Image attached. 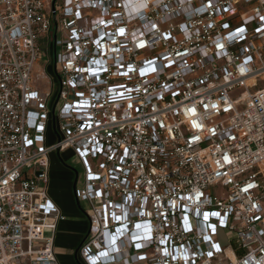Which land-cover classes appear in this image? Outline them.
<instances>
[{
    "label": "built area",
    "instance_id": "obj_1",
    "mask_svg": "<svg viewBox=\"0 0 264 264\" xmlns=\"http://www.w3.org/2000/svg\"><path fill=\"white\" fill-rule=\"evenodd\" d=\"M66 149L79 264H264V0H0V264H59Z\"/></svg>",
    "mask_w": 264,
    "mask_h": 264
},
{
    "label": "crops",
    "instance_id": "obj_2",
    "mask_svg": "<svg viewBox=\"0 0 264 264\" xmlns=\"http://www.w3.org/2000/svg\"><path fill=\"white\" fill-rule=\"evenodd\" d=\"M48 134L51 139L52 134ZM58 155L69 168L60 162ZM71 156L74 154L70 149L49 154L48 195L65 216V220L58 225L54 241V253L59 264H76L74 252L79 240L87 231L86 219L79 211L77 200L74 198L76 180L81 174V168L79 164L74 167L68 165L67 160Z\"/></svg>",
    "mask_w": 264,
    "mask_h": 264
},
{
    "label": "snow or ice",
    "instance_id": "obj_3",
    "mask_svg": "<svg viewBox=\"0 0 264 264\" xmlns=\"http://www.w3.org/2000/svg\"><path fill=\"white\" fill-rule=\"evenodd\" d=\"M143 6H145V5H141V7H143ZM240 32H243V29H240L239 30ZM118 32H119V34L121 35V36H123L124 34H125V29L124 28H119L118 29ZM97 44H99V42L97 41ZM141 47H143V44H141ZM95 63H99L98 61L97 62H95ZM148 64H150L151 65V61H148L147 62ZM135 69H133L132 68V66L131 65H129V67H128V71L129 72H131V71H134ZM149 70H151V71H155V68L153 67V68H150V69H140V74L141 75H144L147 71H149ZM242 71H243V69H242ZM93 74H95V73H93ZM125 75L127 74V73H124ZM205 107L207 108V105H205ZM213 107H216V105H213ZM188 112H190V113H192L193 115H195V113H196V109H195V107H193V108H190V109H188L187 110ZM192 123H193V126L194 127H197V128H201L202 127V125L201 124H198L195 120H193L192 121ZM194 139H199V137H194ZM29 143H31V141H29ZM228 158L227 157H225V160H227ZM249 187H252V185H249ZM247 190V189H246ZM200 194L198 193L197 194V196H199ZM214 215H218V213L217 214H214ZM205 219H207V215H205ZM141 227V225H137V228H140ZM185 227L187 228L188 227V224H187V218H185ZM145 231L146 232H149L150 233V231H151V229H150V227H146L145 228ZM145 239H149L150 237L149 236H145L144 237ZM115 242V237H113V243ZM137 247H140V245H137ZM218 247V246H217ZM104 255H107V253H104ZM209 255H211V253H209ZM93 264H95V261H93Z\"/></svg>",
    "mask_w": 264,
    "mask_h": 264
},
{
    "label": "rangeland",
    "instance_id": "obj_4",
    "mask_svg": "<svg viewBox=\"0 0 264 264\" xmlns=\"http://www.w3.org/2000/svg\"><path fill=\"white\" fill-rule=\"evenodd\" d=\"M40 65H41V63H40ZM47 73L48 74L51 73V68L50 67L47 69ZM53 140L54 139L52 137H51V139H49V134H47V142L48 143H52ZM67 161H68V165H71L73 167L77 166V164H78V161H77L75 156H71ZM211 191L217 192V191H219V188H217V187L212 188ZM216 240H217V242L220 244V246L222 248L231 247L233 249V248L238 246L236 241L233 240L232 236H230L229 234H226L225 231L220 230V229L217 231Z\"/></svg>",
    "mask_w": 264,
    "mask_h": 264
},
{
    "label": "trees",
    "instance_id": "obj_5",
    "mask_svg": "<svg viewBox=\"0 0 264 264\" xmlns=\"http://www.w3.org/2000/svg\"><path fill=\"white\" fill-rule=\"evenodd\" d=\"M58 157H59V155H58ZM59 160H60V162H61L65 167L69 168V167H68V166L62 161V159H61L60 157H59ZM74 198H75V196H74ZM75 201H76V200H75ZM76 205H77L79 211H81V213L83 214V212H82L80 206L77 204V202H76ZM83 216H84V215H83ZM84 218H85V216H84ZM86 222H87V221H86ZM85 234H86V233H85ZM84 236H85V235H84ZM84 236L79 240V242H78V244H77V246H76V250H75V252H74V260H75V263H76V264H79L78 261H77V257H76V251H77L78 246L80 245V243H81L82 240L84 239Z\"/></svg>",
    "mask_w": 264,
    "mask_h": 264
}]
</instances>
